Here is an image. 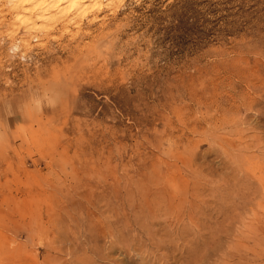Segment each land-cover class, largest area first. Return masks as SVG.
Masks as SVG:
<instances>
[{"label": "rangeland", "instance_id": "rangeland-1", "mask_svg": "<svg viewBox=\"0 0 264 264\" xmlns=\"http://www.w3.org/2000/svg\"><path fill=\"white\" fill-rule=\"evenodd\" d=\"M1 16L0 264H264V0Z\"/></svg>", "mask_w": 264, "mask_h": 264}, {"label": "bare ground", "instance_id": "bare-ground-1", "mask_svg": "<svg viewBox=\"0 0 264 264\" xmlns=\"http://www.w3.org/2000/svg\"><path fill=\"white\" fill-rule=\"evenodd\" d=\"M121 2L123 0H0V13L2 16L13 14L10 25L12 29H23L21 42L28 46L31 35L38 42L42 38L54 39L53 36L71 33L80 28L84 19L90 17V22L94 21L104 10L114 9Z\"/></svg>", "mask_w": 264, "mask_h": 264}]
</instances>
